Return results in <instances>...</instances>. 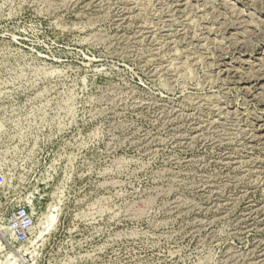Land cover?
Listing matches in <instances>:
<instances>
[{
	"label": "rangeland",
	"instance_id": "rangeland-1",
	"mask_svg": "<svg viewBox=\"0 0 264 264\" xmlns=\"http://www.w3.org/2000/svg\"><path fill=\"white\" fill-rule=\"evenodd\" d=\"M0 174V264H264V0H0Z\"/></svg>",
	"mask_w": 264,
	"mask_h": 264
},
{
	"label": "built area",
	"instance_id": "built-area-1",
	"mask_svg": "<svg viewBox=\"0 0 264 264\" xmlns=\"http://www.w3.org/2000/svg\"><path fill=\"white\" fill-rule=\"evenodd\" d=\"M0 174V182L2 181ZM33 224L32 213L25 207L21 206L13 210L7 219V226L13 237L20 244L26 243L30 235Z\"/></svg>",
	"mask_w": 264,
	"mask_h": 264
},
{
	"label": "bare ground",
	"instance_id": "bare-ground-1",
	"mask_svg": "<svg viewBox=\"0 0 264 264\" xmlns=\"http://www.w3.org/2000/svg\"><path fill=\"white\" fill-rule=\"evenodd\" d=\"M12 235V234H11ZM39 235H40V233H39Z\"/></svg>",
	"mask_w": 264,
	"mask_h": 264
}]
</instances>
